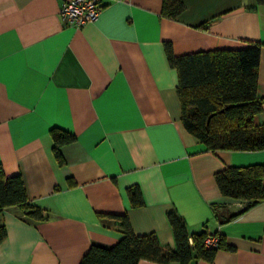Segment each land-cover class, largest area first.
Instances as JSON below:
<instances>
[{
    "label": "crops",
    "instance_id": "obj_1",
    "mask_svg": "<svg viewBox=\"0 0 264 264\" xmlns=\"http://www.w3.org/2000/svg\"><path fill=\"white\" fill-rule=\"evenodd\" d=\"M62 1L0 0V165L47 215L0 209V264H78L92 243L122 236L113 214L174 248L169 211L188 233L225 242L211 260L188 264H264V199L243 209L215 180L225 166L264 163V149L211 151L187 131L165 53L166 42L175 55L258 43L254 122L264 123V2L183 0L169 18L162 0H101L97 18L76 27L61 18ZM52 127L75 135L60 146L63 164ZM132 185L141 205H130Z\"/></svg>",
    "mask_w": 264,
    "mask_h": 264
},
{
    "label": "trees",
    "instance_id": "obj_2",
    "mask_svg": "<svg viewBox=\"0 0 264 264\" xmlns=\"http://www.w3.org/2000/svg\"><path fill=\"white\" fill-rule=\"evenodd\" d=\"M183 8V0H162L161 15L173 18ZM165 53L177 70L181 120L187 131L211 151L264 149V123L254 122V116L262 110V98L257 95L258 43L175 55L166 42ZM50 135L55 159L63 164L60 146L74 141L75 135L59 127H52ZM215 180L223 195L245 200L243 209L264 199V163L225 166L215 173ZM126 191L131 206L142 204L137 185ZM12 205L33 220L47 217L39 206L29 202L20 175L7 176L0 165V209ZM112 216L118 220L122 236L110 246L92 243L78 264H137L140 259L188 264L193 259L211 260L216 248L225 246L218 233V246L206 247V230L188 233L183 218L175 211L167 212L174 248L161 244L153 232L135 234L126 214ZM5 235L0 225V240Z\"/></svg>",
    "mask_w": 264,
    "mask_h": 264
},
{
    "label": "built area",
    "instance_id": "obj_3",
    "mask_svg": "<svg viewBox=\"0 0 264 264\" xmlns=\"http://www.w3.org/2000/svg\"><path fill=\"white\" fill-rule=\"evenodd\" d=\"M101 0H63L59 7V14L63 20L76 27L94 21L101 8ZM205 230V229H203ZM204 245L213 248L219 244V234L206 230ZM191 242V239L189 238Z\"/></svg>",
    "mask_w": 264,
    "mask_h": 264
}]
</instances>
